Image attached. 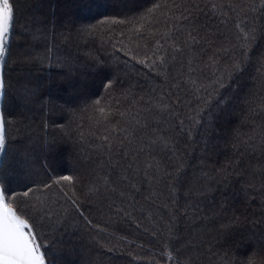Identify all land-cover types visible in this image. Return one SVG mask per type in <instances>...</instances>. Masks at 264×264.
I'll use <instances>...</instances> for the list:
<instances>
[{
    "label": "trees",
    "instance_id": "obj_1",
    "mask_svg": "<svg viewBox=\"0 0 264 264\" xmlns=\"http://www.w3.org/2000/svg\"><path fill=\"white\" fill-rule=\"evenodd\" d=\"M214 2L13 4L2 103L10 122L8 156L0 167L10 192L32 189L16 203L36 220L45 251L56 253L49 257L52 264H176L168 253L181 242L196 246L183 249L196 264H245L264 249V87L258 71L264 62V8L256 0L252 12L248 0H231L237 12L230 13L234 19L225 29ZM240 20H254L257 28L240 71L231 68L228 54H221L215 69L205 68L207 53L193 57L203 45L184 43L189 32L199 39L225 31L237 44ZM232 51L240 53L238 46ZM221 72L222 88L214 83ZM122 128L169 142L151 150L145 145L141 153L140 169L152 160L159 170L147 169L145 175L108 166L104 145L122 139ZM177 164L185 179L171 192L164 173H175ZM63 175L78 177V202L97 227L66 204L60 188L67 191L69 185L52 184ZM32 205L50 218L41 219ZM173 224L172 235L179 239L168 235Z\"/></svg>",
    "mask_w": 264,
    "mask_h": 264
},
{
    "label": "snow or ice",
    "instance_id": "obj_2",
    "mask_svg": "<svg viewBox=\"0 0 264 264\" xmlns=\"http://www.w3.org/2000/svg\"><path fill=\"white\" fill-rule=\"evenodd\" d=\"M19 3V0H0V99H3L6 90V57L9 56V39L12 34L14 26V7L13 4ZM249 9L252 12L257 11L256 0H248ZM159 7V5L157 6ZM213 9L220 12L222 19L221 24L224 25V28L227 29L229 20H233L234 17L230 13L237 12V5L231 2V0H215L212 4ZM259 7L264 8V0H259ZM183 19H188L183 13H181ZM180 19V18H177ZM123 21H121L122 23ZM107 23V21H105ZM244 24L247 27V31L241 25ZM235 27L240 30L241 35L236 37L237 44H232L229 36L225 31H220L219 36L216 33H209L201 38L194 36L192 32L188 33L189 39L184 41L185 45L189 44L191 40L195 44H202L203 46L196 52L193 53L194 59H201L202 55L207 53V60L204 62L203 67L215 69L216 65L221 58V54H228L232 60L231 68L236 71L241 70L240 61L246 59L248 56V50L251 48L253 43L257 39V28L255 26V21L253 20L249 23L247 20H240L235 22ZM91 34L88 30H83ZM222 37V39H220ZM239 47L240 53L237 55L232 51L233 48ZM179 51V49H177ZM163 63V58H161ZM155 63V61L153 62ZM191 63V62H190ZM199 68V65L197 66ZM196 68H190L189 71H196ZM202 71L203 68H200ZM261 77V86L264 87V62L260 64ZM228 75H231V72H227ZM224 75L225 73L221 72L216 75L214 83L219 87H224ZM190 83L195 84V81H189ZM111 87V84L108 85ZM179 87V84H177ZM179 99V97H177ZM99 104V101H96ZM166 109H162L165 111ZM99 111L104 114L105 109L100 108ZM150 111V109H149ZM176 109H173L169 113V116L174 115ZM139 116V113H137ZM104 119H107V114L104 115ZM189 119L193 120L194 123H199L195 117L189 116ZM6 123L5 114L2 108H0V164H2L8 156L6 150V145L8 143V137L6 135ZM139 123V121H137ZM183 124V120L180 121ZM141 128L147 127L146 124H141ZM121 132L123 133L122 139L113 138L108 144L104 145L106 149V154L109 156L108 166L111 168H122L124 171L136 168L138 171H144L147 175V169L155 168L159 170V162L152 160H145V169H140V156L141 153L145 151V145L151 150L153 145L163 144L168 146L169 142L163 137H150L145 134L144 136L134 135L133 133H138L139 129L122 128ZM105 140H109V137H104ZM139 140V143H137ZM174 150V146L172 149ZM150 154V152H149ZM119 156L121 160L113 161L112 156ZM183 169L182 164H177L175 173L165 172L164 176L168 179L169 182V191L175 192V187L172 185L175 183L182 184L185 177L181 175ZM124 174L123 172L121 173ZM126 179L127 176L125 175ZM6 174L3 171V168L0 167V264H52V261L49 257L55 256L56 253L45 249H48L47 243H42L37 236V232L34 230V224L36 220L24 212L22 208L16 203L17 197L23 196L27 198L32 191L28 189L21 192H10L6 188L7 184ZM67 184L70 187L67 191L63 187L60 188V191L63 192V197L66 201V204L71 207L80 217L83 218V221L90 227H97L93 221L85 215V210L81 208L79 204V196L76 193L75 185L78 183V177L73 175H63L58 179H53L52 184L61 186ZM107 184V181H105ZM52 184H46L45 189L51 188ZM114 190V189H113ZM71 192V195H69ZM99 192V188L95 189L93 195ZM32 208L40 215L42 219L43 216L49 215L43 208L38 205H32ZM63 213L67 214L68 207L62 205ZM187 215V213H185ZM175 225H169V237L172 239H179V234L175 236L172 235ZM103 231V229H100ZM196 246L190 245L188 242H181L177 244L173 251H169V259H175L176 264H196V260L192 255H189L188 252L183 251L184 248H187L191 252ZM174 252V255H173ZM245 264H264V249H259L255 251L251 256H248Z\"/></svg>",
    "mask_w": 264,
    "mask_h": 264
},
{
    "label": "rangeland",
    "instance_id": "obj_3",
    "mask_svg": "<svg viewBox=\"0 0 264 264\" xmlns=\"http://www.w3.org/2000/svg\"><path fill=\"white\" fill-rule=\"evenodd\" d=\"M2 103H3V99H1V102H0V108H2ZM3 110V109H2Z\"/></svg>",
    "mask_w": 264,
    "mask_h": 264
},
{
    "label": "water",
    "instance_id": "obj_4",
    "mask_svg": "<svg viewBox=\"0 0 264 264\" xmlns=\"http://www.w3.org/2000/svg\"><path fill=\"white\" fill-rule=\"evenodd\" d=\"M0 102H1V99H0Z\"/></svg>",
    "mask_w": 264,
    "mask_h": 264
}]
</instances>
